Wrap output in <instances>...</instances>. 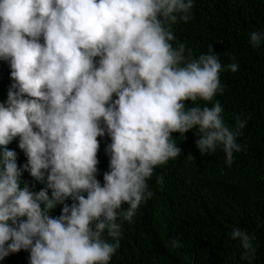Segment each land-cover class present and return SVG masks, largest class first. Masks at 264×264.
I'll return each instance as SVG.
<instances>
[{
  "label": "clouds",
  "instance_id": "1",
  "mask_svg": "<svg viewBox=\"0 0 264 264\" xmlns=\"http://www.w3.org/2000/svg\"><path fill=\"white\" fill-rule=\"evenodd\" d=\"M192 8L193 0H0V60L11 78L0 102V260L23 249L29 264H109L117 219H132L153 195L154 168L181 154L171 133L194 130L201 156L219 148L226 165L241 152L246 118L229 125L214 100L220 72L238 69L234 57L222 65L212 47L194 55L176 42L173 28ZM248 35L253 49L264 42V32ZM15 138L20 166L7 147ZM229 236L242 260L255 255L248 232Z\"/></svg>",
  "mask_w": 264,
  "mask_h": 264
},
{
  "label": "trees",
  "instance_id": "2",
  "mask_svg": "<svg viewBox=\"0 0 264 264\" xmlns=\"http://www.w3.org/2000/svg\"><path fill=\"white\" fill-rule=\"evenodd\" d=\"M191 14L188 22L174 26L176 42L185 43L194 55L212 47L222 65L233 62L228 54L238 64L236 72H220L224 91L214 100L220 102L229 125L237 114L246 118L237 137L242 150L233 153L231 165H226L219 148L201 156L194 130L183 137L171 133L181 154L154 168L147 181L153 195L140 204L132 219H117L120 245L109 264H264V42L253 49L248 35L264 32V0H193ZM9 73L7 62L0 60V102L7 97ZM200 103L211 106V102ZM17 140L7 147L16 152L20 166L26 157ZM97 140V179L103 184L110 137L105 134ZM22 179L30 186L33 183L26 171ZM42 187L43 183L35 182L36 190ZM62 206L51 215H59ZM233 227L253 237L252 258H240L239 242L229 236ZM173 237L179 247L167 246ZM0 264H29V252L10 253Z\"/></svg>",
  "mask_w": 264,
  "mask_h": 264
}]
</instances>
